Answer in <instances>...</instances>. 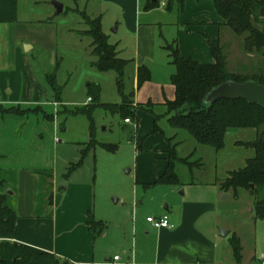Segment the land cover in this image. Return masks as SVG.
Here are the masks:
<instances>
[{
    "label": "crops",
    "instance_id": "0c3cea01",
    "mask_svg": "<svg viewBox=\"0 0 264 264\" xmlns=\"http://www.w3.org/2000/svg\"><path fill=\"white\" fill-rule=\"evenodd\" d=\"M100 1L111 4L119 11L123 29L133 40L130 42V57L121 59L132 61L129 66L133 65L134 105L142 106L146 100L163 102L161 94L166 97V101L173 99L166 91V88L171 87V76L175 73V67L170 64L168 53L164 50L167 44L174 43L184 60L213 64L205 41L206 37L213 38V42L217 41L223 52L228 72L245 76L244 73L237 74L229 70L232 58L233 70L237 69L236 63L242 59L243 37L235 35L225 26V21L218 16L212 2L185 0L184 11L179 14L169 13L165 7H161V3H166V0H161L158 8L149 11L143 10L147 0L143 4L141 0ZM44 2L0 0V106L3 110L28 111L23 116L0 112V195H7V205L16 215L12 242L72 264H222L217 261V242L222 238L216 229V226H220L219 220L216 217L206 225L202 223L208 215L214 216L217 203L226 192L220 189L221 183L218 182L217 190L207 193L208 196L185 190L183 197L178 199V186L153 185L166 169L168 143L166 149L161 145L151 149L149 154L146 151L144 153L146 149L138 145L140 111L136 125L127 121L124 123L129 127L134 126L135 143L140 149L137 159L141 160V165L138 164L135 170L136 186L127 201L130 216L134 219L138 202L150 197L157 207H152V212L147 213L146 218L166 215L171 228L154 229L144 224L145 235L150 234V230L156 238L155 247L147 246L148 243L143 241L140 247L135 244L131 250L125 245L121 251L126 254V262L120 258L114 262V257L118 255L112 258L110 253L108 255L101 243L107 237L105 231L97 237L90 230L88 224L91 218L103 222L95 214V177L93 169L89 171L87 165L90 158L94 159L93 156L88 153L83 165L70 171L80 161L85 143L73 138H64V141L56 139L54 144L45 141V136L49 137L50 124L45 123L46 120L51 122L54 134L59 126L56 118L46 114L44 109L53 107L56 112L62 102L50 101L51 94L39 84L32 68L35 52L54 54L59 36L55 10L43 5ZM69 10L87 15L86 11ZM164 15H175V20L161 31L159 27L163 26L161 21ZM39 16H42L41 19L33 20ZM90 18H100L103 31V14ZM60 26L64 27L61 30L63 32L82 34V31L73 30L66 24ZM258 27L264 32V20ZM232 35L242 39L241 45ZM120 44L115 43L118 55L122 51ZM159 53L164 56L158 58ZM244 53L248 56L252 54L245 50ZM52 63H57L54 57ZM142 66L149 69L151 78L140 90L137 89V70ZM154 86L156 90L151 92ZM153 96H159L160 100ZM87 102H91L90 98ZM83 104L87 105L86 102ZM35 109L37 112H32ZM40 113L43 114V120H37L39 128L36 129L34 119H38ZM158 188L164 190H160L161 198L156 201L154 191ZM121 200H114V203L118 204ZM161 202H166L167 210L161 208ZM212 229L217 236L210 241L203 232L208 234ZM226 232L229 234L225 238L231 235V231ZM257 260L255 256L245 260L242 254V264H255Z\"/></svg>",
    "mask_w": 264,
    "mask_h": 264
},
{
    "label": "rangeland",
    "instance_id": "374dc122",
    "mask_svg": "<svg viewBox=\"0 0 264 264\" xmlns=\"http://www.w3.org/2000/svg\"><path fill=\"white\" fill-rule=\"evenodd\" d=\"M43 5L53 8L52 1L58 2L65 7L66 13L57 15L55 23L59 25V36L55 46L54 54L43 51L35 52L32 68L37 81L44 86L51 94L50 101H53L54 94L50 89L48 78L54 75L56 84L61 89V102L56 112L53 107H45V113L54 116L58 122L59 129L56 134L52 131V124L49 122V137L45 136V141L54 144L55 140L64 141V138H73L80 143L90 142V123L87 117L70 116L65 114L67 110L83 108L84 102L90 97V93L94 92L96 86L99 87V103L101 104H121V97L116 88V74L112 71L100 73L93 64L98 60L94 56L91 48V39L80 34L68 33L61 31L64 27L60 24H66L76 31H86L87 26L83 23L80 14L71 10L80 12L86 11L90 17L103 14L102 25L103 33L108 36L109 44L121 43V53L119 58H128L131 55L132 38L125 33L123 29V19L119 11L111 4H106L100 0H44ZM146 0H141L143 4ZM211 2L210 0H207ZM53 10H55L53 8ZM70 12V13H69ZM181 16V15H179ZM42 16L34 17L33 20L41 19ZM175 20V15L165 16L162 19L163 26L159 30L164 31ZM61 31V32H60ZM231 32V31H226ZM172 34V33H170ZM233 34V33H231ZM241 45L242 39L232 35ZM209 46L213 38L206 39ZM160 42V41H159ZM125 47V49H124ZM127 48V49H126ZM164 55L159 53L158 58ZM55 58L58 66L52 63ZM233 58L231 59V67L229 70L234 73H244L245 76L262 75L264 78V56L254 52L250 56L242 53V59L237 62V69L233 70ZM53 64V65H52ZM133 65L128 66L125 71L124 84L127 92L133 91ZM171 83V81H170ZM144 84L139 88L140 90ZM166 88L168 95L171 94L172 100H167L161 94L163 102L154 103L153 100H146L141 106L143 109L133 105L135 114L140 111V134L139 147L142 146L144 153L149 154L151 149H157L158 146L167 147L168 140H172L171 145L176 146V152L180 158H188L193 164L192 168L184 165H177L176 172L181 182L178 186L179 191L176 193L177 198L183 197L184 191L192 190L203 196L213 192L218 186L216 183L224 182L229 173L244 168L246 161L254 156V144L259 137L264 140V126L258 130H230L224 140V147L220 151H216L211 147L198 144L193 137L182 130H174L170 127L168 119L172 114H168L166 103L175 99V89ZM155 86L151 92L155 91ZM157 95V92H154ZM157 97V98H156ZM154 99L160 100L159 96H153ZM159 98V99H158ZM38 119H34V127L37 129V120H43V114H38ZM93 122V140L96 142L94 148H91L90 158L88 161L89 171L93 169L95 177L94 185L96 192V210L97 219H102L106 226V239L99 242L104 244L105 250L110 253L112 258L114 255L126 262V254H123L121 248L128 245V250L133 245L140 247V243L147 242V246L155 247L156 238L149 230L145 235L144 224L146 225L147 213L152 212L155 207L150 197L138 202V212L131 218V212L128 199L132 196L134 187L136 186L135 170L136 166L141 165V160L137 159L140 149L135 143L134 126H126L118 115H113L103 108L97 107L92 113ZM131 122V121H130ZM133 124V121L131 122ZM130 123V124H131ZM65 130L66 132H63ZM103 145L114 146L115 150H108ZM150 147V148H149ZM146 151V152H145ZM158 161V160H157ZM160 190L156 192V201L161 198ZM217 190V189H216ZM159 191V192H158ZM158 192V195H157ZM152 194V193H150ZM188 195V194H187ZM264 198V190L260 189L256 196H252L245 191H240L237 198L231 192L222 194L217 203L216 213L214 216L208 215L202 225L215 220L217 217L220 226L216 229H225L231 231V235L227 238L218 240V258L217 261L222 264H232V251L230 241L232 234L240 240L245 260L255 256L257 261L264 259V220H255L253 204L256 200ZM122 199L118 204L114 200ZM161 208L165 210L166 202H161ZM157 207V206H156ZM127 208V210H126ZM126 213V215H124ZM133 219V220H132ZM136 223L139 225L136 228ZM211 226V225H210ZM208 240L213 241L217 233H205ZM214 235V236H213ZM101 240V241H100ZM130 253V252H129ZM109 257V256H108Z\"/></svg>",
    "mask_w": 264,
    "mask_h": 264
},
{
    "label": "trees",
    "instance_id": "16d2710c",
    "mask_svg": "<svg viewBox=\"0 0 264 264\" xmlns=\"http://www.w3.org/2000/svg\"><path fill=\"white\" fill-rule=\"evenodd\" d=\"M161 0H147L143 10L149 11L158 8ZM198 1V0H195ZM219 17L225 21L235 35L243 37L244 50L247 53H260L264 56V32L258 27L264 20V0H210ZM185 0H166L165 10L169 13H182ZM66 13V11H65ZM87 30L82 35L91 39L92 54L98 58L93 67L100 73L114 72L116 74V88L121 97V104L99 103V87L96 86L90 93V104L74 110L65 109V114L70 116H85L90 123V142L84 144L80 161L73 165L70 171L83 165V162L94 148L92 113L100 107L113 115H118L123 123L133 121L138 123L135 114L134 91L127 92L124 84L125 71L132 63L118 57L115 44H109L108 36L102 31L101 19H92L84 12L80 14ZM209 39V37H206ZM164 50L168 53L170 64L175 67V73L171 76V84L175 89V99L166 103L169 125L174 130H182L189 133L200 145L208 146L216 151L224 147L226 134L230 130H258L264 126V109L248 104L244 100H217L210 104L205 103L206 96L219 85L233 81L244 83L253 80L259 85H264L261 75L252 77L231 74L227 70V63L217 41L209 44L210 55L213 64H200L194 60H184L177 46L167 44ZM58 66V63H56ZM151 74L147 67L142 66L137 70V89L150 81ZM54 100L61 101L62 87L56 84L54 75L48 78ZM138 108L143 109L141 106ZM3 114H15L23 116V112L15 109L3 110ZM32 112H37V109ZM52 117V116H51ZM51 117H49L51 119ZM130 122V123H131ZM168 140L167 166L164 173L153 185L180 186L181 182L176 173L177 165L192 168L193 164L188 158H180L176 152V146ZM108 150H115L114 146L103 145ZM254 156L246 161L244 168L229 173L226 180L221 183L223 192H232L235 198L240 191H245L256 196L260 189L264 190V140L259 137L254 144ZM1 184V183H0ZM253 186V188H251ZM255 220H264V198L258 199L253 204ZM16 215L7 205V195H0V264H72L65 260L45 253H37L28 247L13 243ZM89 228L95 236H101L106 226L101 221L93 218L89 221ZM234 264H242V247L239 238L235 235L230 241Z\"/></svg>",
    "mask_w": 264,
    "mask_h": 264
},
{
    "label": "water",
    "instance_id": "95a60500",
    "mask_svg": "<svg viewBox=\"0 0 264 264\" xmlns=\"http://www.w3.org/2000/svg\"><path fill=\"white\" fill-rule=\"evenodd\" d=\"M55 9V15L63 12V5L52 1ZM213 43V41H211ZM244 100L248 104H254L264 109V85H259L253 80L244 83H236L233 81L225 82L214 88L205 98V103L210 104L217 100ZM253 188V186H251ZM183 194V193H182ZM167 210V207L165 208ZM220 236L225 238L229 232L219 229Z\"/></svg>",
    "mask_w": 264,
    "mask_h": 264
},
{
    "label": "built area",
    "instance_id": "2783aa9c",
    "mask_svg": "<svg viewBox=\"0 0 264 264\" xmlns=\"http://www.w3.org/2000/svg\"><path fill=\"white\" fill-rule=\"evenodd\" d=\"M161 7H165V3H161ZM129 122V121H127ZM146 223L154 229H169L171 228L170 221L168 219V216H161V217H147ZM119 260V257H114V262H117ZM255 264H264V259L259 260Z\"/></svg>",
    "mask_w": 264,
    "mask_h": 264
}]
</instances>
